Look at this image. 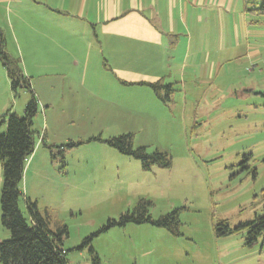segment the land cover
Returning <instances> with one entry per match:
<instances>
[{"label":"rangeland","instance_id":"obj_1","mask_svg":"<svg viewBox=\"0 0 264 264\" xmlns=\"http://www.w3.org/2000/svg\"><path fill=\"white\" fill-rule=\"evenodd\" d=\"M212 19L211 33L195 35L189 59L169 70L165 82L175 92L167 104L151 88L110 91L92 71L77 92L43 104L50 92L40 97L41 82L32 79L36 148L19 206L31 222L29 198L50 216L53 230L67 227L70 264H91V248L101 264H264V232L249 246V232L236 230L264 214V15L234 0L231 13ZM5 42L19 59L15 44ZM29 100L27 90L13 91L0 63V133L4 116L24 115ZM126 134L135 148L169 154L172 166L145 171L108 144ZM2 184L0 168V242L10 239ZM140 199L153 203L154 220L179 210L180 234L151 223L108 228ZM224 223L233 232L218 236Z\"/></svg>","mask_w":264,"mask_h":264},{"label":"crops","instance_id":"obj_2","mask_svg":"<svg viewBox=\"0 0 264 264\" xmlns=\"http://www.w3.org/2000/svg\"><path fill=\"white\" fill-rule=\"evenodd\" d=\"M233 2L0 0V31L15 44L25 75L41 82L39 94L49 90L45 104L77 92L91 71L113 92L166 83L169 70L189 59L195 35L211 33L208 22L231 13Z\"/></svg>","mask_w":264,"mask_h":264},{"label":"trees","instance_id":"obj_3","mask_svg":"<svg viewBox=\"0 0 264 264\" xmlns=\"http://www.w3.org/2000/svg\"><path fill=\"white\" fill-rule=\"evenodd\" d=\"M244 3L246 11L264 15V0H244ZM5 44V37L0 31V63L7 69L13 91L17 93L19 88L27 90L30 93V100L25 107L24 115L9 112L2 122V125L6 126V132L0 133V168L3 172L1 211L2 224L10 232V239L0 242V264H70L67 252L63 249L64 241L68 236L67 227L57 226L53 230L50 227V216L47 213L43 216L37 202L29 198L25 201L31 222H28L20 210V200L24 196L21 183L24 179L26 162L36 148L32 125L33 119L38 114L39 103L31 78L25 75L20 59L9 55ZM147 85L164 104L172 100L175 92L173 84L159 81ZM162 91H166V94L164 95ZM108 144L123 155L140 161L145 171L151 170L154 165L162 168L172 166V158L167 153L158 150L148 153L146 147L135 148L132 134L111 138ZM152 206L150 200L140 199L133 211L121 215L119 221H109L108 228L114 225L125 226L128 223H151L179 235L181 225L179 210L154 220L150 213ZM223 228L217 231L218 236L232 234L233 230L225 223ZM240 229L249 232L248 245L253 246L264 232V214L241 224L236 230ZM90 240L91 238H88L84 244ZM90 251L91 264H101L100 257L93 248Z\"/></svg>","mask_w":264,"mask_h":264}]
</instances>
